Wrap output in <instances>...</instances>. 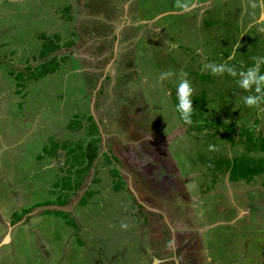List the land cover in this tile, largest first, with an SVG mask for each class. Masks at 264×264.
<instances>
[{
	"label": "rangeland",
	"instance_id": "1",
	"mask_svg": "<svg viewBox=\"0 0 264 264\" xmlns=\"http://www.w3.org/2000/svg\"><path fill=\"white\" fill-rule=\"evenodd\" d=\"M5 2L20 25L0 23V264H264L260 1L216 0L203 19L167 16L158 24L177 45L163 55L151 33L101 49L95 30L71 29L67 5L58 12L72 20L60 40L49 34L48 57L41 36L57 20L54 1ZM100 2L73 0L90 5L92 20ZM139 44L151 52L146 63ZM242 60L248 72L238 71ZM190 225L197 241L179 259Z\"/></svg>",
	"mask_w": 264,
	"mask_h": 264
},
{
	"label": "crops",
	"instance_id": "2",
	"mask_svg": "<svg viewBox=\"0 0 264 264\" xmlns=\"http://www.w3.org/2000/svg\"><path fill=\"white\" fill-rule=\"evenodd\" d=\"M2 1L4 3H8V2H5L6 0H2ZM53 1L55 3V6L53 9L55 10L56 13L53 11L52 12L55 15L57 14V20L49 21L51 23H48V24L53 25V29L48 33V35L44 34V36H41L43 39H47V40H43L44 43L46 41H51V40H49V37H50L49 34L53 33V31L55 33L54 36L58 37L59 38L58 40H60V37L57 33H61L62 31L64 32V31L68 30L67 26L69 27L70 20H72V18L76 17L75 20L71 22L72 23L71 29L72 30L75 29L78 32H80L82 29L85 28V29H87L88 33H91L90 32L91 30H95V32H94V33H96L95 34L96 35L95 40L97 41V44L99 45V47L101 49L105 48L107 45L109 46L111 42H114V44L116 43L115 49L117 48V44H119V42L123 43L125 45V47H128V45L132 44L131 41L134 42L135 39L137 37H139V35H146L148 37L149 33H151V34H155L159 38L158 40H163L165 42V44L167 45V47L165 49H161L162 55L164 53H166L167 50H172L173 47L176 46L177 44L170 42L169 39L164 36L162 25L158 24V22L160 20L166 18L167 16L169 18L171 16H175L177 13H192V12L195 13V15H197L196 13H198L200 15L201 19H203V17H204L203 13L204 12L207 13L210 10V8L213 7V4L216 3V0H186L183 3L180 2L181 3L180 5H177V3L180 0H168L167 6L165 8H160V9L154 11L151 15H148L142 11V5L144 3L146 4L149 0H115V1H113V0H101V2L99 3V6H100L99 13H98L99 17L98 18L96 17L92 20L86 14L90 10L92 11L90 5H88V4L79 5L77 3H73V0H60V2H58V0H53ZM181 1H183V0H181ZM223 1L227 2L228 0H223ZM257 1H260V3L257 6L256 13H257V11L259 12V9H261V14H260L259 20L263 19V21H264V0H257ZM4 3L2 4L1 0H0V23H2V19H3V21H9V23H13L11 20H9V19H12L13 21H16L20 25L17 10L13 9L10 6L4 7L3 6ZM71 4H72V7H74L73 8V17L71 19H68V17H67V20L61 18L60 17L61 10L64 7H66L67 5H71ZM116 5H117V10H115ZM56 9H58V10L56 11ZM58 11H60V12H58ZM257 14H255L254 22H256V19L259 18L258 17L259 15H257ZM108 15H110V16L115 15V17L119 21L112 23V21H110V19H108L110 21L109 22L107 19H105V17H108ZM45 17H46L45 21H43L39 18L37 20V22H39L40 24H43V26H45L47 21L51 17H53V15L47 14V15H45ZM79 18L80 19L82 18L81 21H84V23L79 22L80 21ZM67 21H69V23H67ZM93 22H96L97 26H94ZM99 23L102 24L100 38H98V36H97V27H98ZM91 25H92V28H90ZM126 25L129 26V29L124 30ZM5 31H6V29L3 31H1V29H0V43L3 42V40L5 39V35L7 36L6 33H3ZM80 36H82V35H80ZM51 37H53V36H51ZM33 38H35V40H36V34L34 35ZM126 38L128 40H126ZM44 43L41 47V51L43 49ZM82 44H84V43H82ZM3 45L4 44L1 43L0 46L2 47ZM80 46L81 45H78L77 48H79ZM136 48L138 49V52H139V49L141 50L140 56L146 55L143 57V59H144L143 63H146V59H147L146 57L150 56L151 52L149 53V51H148L149 49L146 46H145V48H143V46L140 44ZM138 54L139 53H136L135 56L139 57ZM75 57L77 59H79L81 64L86 66L87 63H84V61H83V59H86V58L83 54L78 55V51H76ZM139 62H140V59H139ZM144 66H145V64H143V67ZM239 67H240L238 70L239 72H243V71L248 72V70H249V68L247 67V63H244L243 60L240 61ZM55 71H53V73ZM149 72H147V74ZM165 74H168V71H166V73L164 72V76H165L164 79H166ZM152 79H153L152 81H154V83H152V82L151 83L157 87L158 82H157L155 75ZM164 79L163 80L161 79V80L163 82H165V84H166L167 80H164ZM170 84H171V82H170ZM162 87H164V86H162ZM169 87H170V85H169ZM151 89H153V88H151ZM171 89H173V91H171ZM171 89H169L167 85L165 86V90L168 93H171L172 95H174L173 93H175V94H177L176 96L178 97V91L180 89L177 88L176 86H175V88H171ZM180 92H182V94H183L186 91H180ZM65 126L66 125H64L63 129H65ZM63 132L67 133V134L71 133L70 131H63ZM178 207H180V205ZM153 213H154V211H153ZM184 228L186 231V233H185L186 238H189V240H192L195 237L194 231H195L196 227H194L193 225L192 226L190 225L189 228H186L185 226H184ZM176 230H178V229H176ZM172 231H174V229ZM173 240H174V237H173ZM199 240H200V238H199ZM161 248L163 249V247H161ZM169 248H167V249L170 250ZM144 249H145V252L149 255H150V253H153L150 255V257H152V259H153V257H155L154 254L159 252V250L156 252V250H157L156 247L155 248L152 247V250H149L147 245H145ZM173 249H174V245L173 246L171 245V250H173ZM201 251H203V246L201 247ZM159 259L163 260L164 257L161 256V258H159ZM174 259H176V258H174Z\"/></svg>",
	"mask_w": 264,
	"mask_h": 264
},
{
	"label": "trees",
	"instance_id": "3",
	"mask_svg": "<svg viewBox=\"0 0 264 264\" xmlns=\"http://www.w3.org/2000/svg\"><path fill=\"white\" fill-rule=\"evenodd\" d=\"M57 38V40L59 39L58 37H56ZM45 40V39H44ZM47 40V39H46ZM54 40V39H53ZM49 42V46L46 44V43H44V46H43V49H42V51H41V53H40V56H42V57H48L52 52H53V50L55 49V40L54 41H48ZM51 60H53L51 63H53V62H55L54 61V59L52 58ZM50 60V61H51ZM58 67V64H56L53 68H54V70L56 69ZM54 70H52V71H54ZM51 71H48V68L45 70H43L41 73H39V74H37V75H33V77L35 78V77H43V76H45V75H47L48 73H50ZM62 202V201H61Z\"/></svg>",
	"mask_w": 264,
	"mask_h": 264
},
{
	"label": "flooded vegetation",
	"instance_id": "4",
	"mask_svg": "<svg viewBox=\"0 0 264 264\" xmlns=\"http://www.w3.org/2000/svg\"><path fill=\"white\" fill-rule=\"evenodd\" d=\"M153 214H156L155 213V211H154V213ZM153 214H151L152 216H153ZM253 220V218L251 219V221ZM177 229H183V228H180V227H176ZM176 228H174V227H172V230L174 229V230H176ZM195 236H197V233H195ZM199 238V237H198ZM197 238L196 237H194L192 240H188V241H186V244H183V245H181L180 247H179V249H178V251H177V254H178V257H179V259H185V257H187L186 255H185V250H187V251H189L188 249L189 248H191V246L192 245H194V243H195V241H197L196 240ZM191 245V246H190ZM189 254V253H188ZM190 254H192V253H190ZM190 254H189V259H193L192 258V255L190 256ZM200 257V255H196V257L194 258V259H196V258H199ZM188 258V257H187ZM165 259V258H164ZM168 259H174V257H172V258H168ZM165 263V262H164ZM192 263H193V261H192Z\"/></svg>",
	"mask_w": 264,
	"mask_h": 264
},
{
	"label": "water",
	"instance_id": "5",
	"mask_svg": "<svg viewBox=\"0 0 264 264\" xmlns=\"http://www.w3.org/2000/svg\"><path fill=\"white\" fill-rule=\"evenodd\" d=\"M156 261H157V262H156ZM156 261H155L156 263L160 262V260H158V259H157ZM176 263L178 264V262H177V261H176Z\"/></svg>",
	"mask_w": 264,
	"mask_h": 264
},
{
	"label": "clouds",
	"instance_id": "6",
	"mask_svg": "<svg viewBox=\"0 0 264 264\" xmlns=\"http://www.w3.org/2000/svg\"><path fill=\"white\" fill-rule=\"evenodd\" d=\"M50 209V208H49ZM47 211V210H46ZM18 219V218H17ZM11 224H13V223H11ZM9 227H11V226H9ZM10 229V228H9Z\"/></svg>",
	"mask_w": 264,
	"mask_h": 264
}]
</instances>
